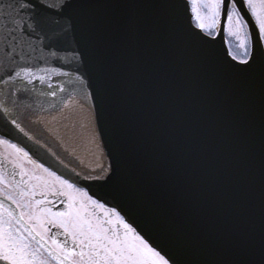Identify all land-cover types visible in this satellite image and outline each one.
<instances>
[{"label": "snow or ice", "instance_id": "1", "mask_svg": "<svg viewBox=\"0 0 264 264\" xmlns=\"http://www.w3.org/2000/svg\"><path fill=\"white\" fill-rule=\"evenodd\" d=\"M33 93L93 101L117 203L0 139V264H264V0H0V135Z\"/></svg>", "mask_w": 264, "mask_h": 264}, {"label": "water", "instance_id": "2", "mask_svg": "<svg viewBox=\"0 0 264 264\" xmlns=\"http://www.w3.org/2000/svg\"><path fill=\"white\" fill-rule=\"evenodd\" d=\"M216 45L226 47L225 42L221 45L219 37L216 38ZM37 87L43 86L37 84ZM92 104L91 99L85 100L82 95L69 97L58 93L57 97H50L33 93L21 111L20 122L28 135L13 129V136L0 137L23 147L38 163L43 162L46 167H52L58 175L75 182L77 187L88 192L93 199H99L102 203L106 202V207H112L117 201L109 195L102 181L84 179L85 174L95 176L101 166L106 168L112 162ZM259 107L260 96L257 90L254 102L257 116ZM77 172L81 175L77 176Z\"/></svg>", "mask_w": 264, "mask_h": 264}, {"label": "flooded vegetation", "instance_id": "3", "mask_svg": "<svg viewBox=\"0 0 264 264\" xmlns=\"http://www.w3.org/2000/svg\"><path fill=\"white\" fill-rule=\"evenodd\" d=\"M0 139H2V138H0ZM10 152H12V149H10L7 145L0 144V158H2L3 155L8 154ZM25 167L26 168H32V165L25 163ZM97 211L102 212L103 210L97 209Z\"/></svg>", "mask_w": 264, "mask_h": 264}]
</instances>
